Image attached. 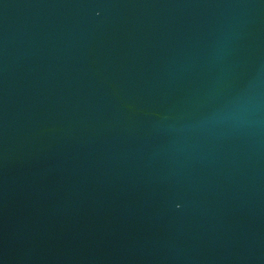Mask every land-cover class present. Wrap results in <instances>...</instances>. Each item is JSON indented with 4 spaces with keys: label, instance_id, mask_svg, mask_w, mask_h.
<instances>
[{
    "label": "water",
    "instance_id": "water-1",
    "mask_svg": "<svg viewBox=\"0 0 264 264\" xmlns=\"http://www.w3.org/2000/svg\"><path fill=\"white\" fill-rule=\"evenodd\" d=\"M0 264H264V0H0Z\"/></svg>",
    "mask_w": 264,
    "mask_h": 264
}]
</instances>
